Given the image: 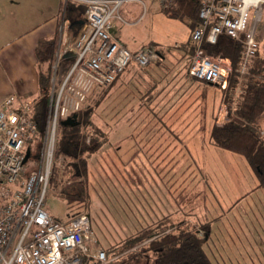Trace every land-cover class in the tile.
<instances>
[{"label":"rangeland","instance_id":"obj_1","mask_svg":"<svg viewBox=\"0 0 264 264\" xmlns=\"http://www.w3.org/2000/svg\"><path fill=\"white\" fill-rule=\"evenodd\" d=\"M144 2L145 5L130 2L120 9L125 22L120 26L117 35L125 41L127 47L133 48L151 43L168 49L187 40L189 34L187 23L168 15L162 9L163 6L164 8L174 6V0L164 5L160 0H144ZM250 16H253L252 21L256 26L259 54L264 58V0L259 2L255 11L251 10ZM225 63L230 66L229 60ZM66 67L67 63L63 58L58 62L56 56L52 72V78L55 79L54 88L62 78ZM140 85L142 84L138 82L134 86L111 90L110 95L97 110V122L102 125L103 122L116 121L121 111H126L131 101L143 92ZM212 85L208 86L207 114L210 113L213 103L222 97V92ZM106 90L107 87L94 88L82 108L94 105L99 98L102 100ZM137 103L133 107L135 109L132 110L133 114L140 105ZM198 108L192 110L196 113L193 123L187 119L186 121L191 124L180 126L182 130L180 133L184 135L179 142L174 141L179 146L177 150L168 152L148 148L146 138L138 134L133 125L120 123L116 126V130L109 132L108 141H105L88 160L92 185L90 186V179L87 198L89 202L85 211L90 217L93 236L100 241V246L107 247L135 232L145 221L172 212V208H176L175 203L173 204V193L185 191L184 184L189 181L193 192L188 191V193H196L195 198L190 200V208H194L193 214L191 216L188 214L187 218L183 216L190 209L188 204L180 208L184 212L179 217L177 215L176 220H181L183 217L191 227L209 221L211 234L208 243L215 263H263L264 190L253 192L247 201L248 204L247 202L232 203V198L239 196L255 183V176L240 155L208 144L206 126L208 120L201 118ZM130 112L131 110L127 109L128 115ZM223 113L222 107L217 109L215 118L217 122L221 123ZM91 116L96 120L94 114ZM258 122L264 126V112ZM170 127L153 125L146 127L147 131L143 133L151 134L149 140L158 132L157 129L167 130ZM130 132L135 135L133 140L136 146L132 149L131 142L129 143V139L126 140ZM119 140L122 142L120 143ZM163 141L164 138L161 142ZM117 145H121V150ZM138 145L141 148H138ZM172 159L175 165L173 170L168 168ZM39 160L40 149L31 144V156L25 161L26 169L37 170ZM72 162L74 161L71 156L54 153L51 173L53 178L46 187L44 207L56 219L65 218L70 211L66 200L58 191L60 187L73 181ZM135 248L136 246L122 251L120 256Z\"/></svg>","mask_w":264,"mask_h":264},{"label":"built area","instance_id":"obj_2","mask_svg":"<svg viewBox=\"0 0 264 264\" xmlns=\"http://www.w3.org/2000/svg\"><path fill=\"white\" fill-rule=\"evenodd\" d=\"M64 1L85 7L76 36L58 49V62L63 58L67 67L56 88L52 78L40 140L34 139L37 123L30 114V99L8 95L0 102V264H110L115 258L107 256L94 238L88 213L56 219L44 207L56 126L81 109L94 88L111 84L130 63L154 62L157 52L149 45L131 50L115 35L125 22L121 7L133 1L145 5L144 0ZM160 1L164 5L170 0ZM260 1L200 0V21L190 33L194 51L187 72L191 77L226 85L227 59L207 54L202 46L203 40L214 43L221 33L241 40L239 71L246 69L258 49L250 13ZM31 144L40 149L37 170H27L23 161L27 147L31 156Z\"/></svg>","mask_w":264,"mask_h":264},{"label":"trees","instance_id":"obj_3","mask_svg":"<svg viewBox=\"0 0 264 264\" xmlns=\"http://www.w3.org/2000/svg\"><path fill=\"white\" fill-rule=\"evenodd\" d=\"M68 2L77 5L79 16L82 19L84 4L76 1ZM199 7L200 0H174V6H170V8H164L163 6L162 9L165 13L187 23L189 27L187 40L168 49L160 48L156 44H145L155 48L157 58L154 62L146 66H137L130 63L115 77L111 84L101 86L102 88L107 87L106 95L102 100L99 98L94 105L77 111V124L63 125L60 122L57 124L54 153L71 156L74 161L72 162L73 170L71 173L73 181L60 187L58 191L68 204V210L70 211L67 216L86 212V205L89 202L87 199V159L106 141L107 129L113 124L107 121V123L101 125L97 122V110L110 95V89L122 80V75L131 69L129 68L131 65L136 71L149 69L151 65H159L167 60L168 55H175L176 62L185 59L188 70L191 63L190 58L194 51L190 33L200 21ZM79 16L77 19H79ZM73 19H76V16ZM77 26L80 28L81 24H77ZM255 39L259 46L256 26ZM202 46L207 54L229 60L231 67L224 87L221 84L212 85V87H217L222 92V97L219 100L225 106L227 119L220 124L216 122L219 100L213 103L214 105L211 108L212 123L207 127V142L220 149L240 155L255 176L256 181L253 190L256 188L264 190V126L258 122L259 117L264 112V58L260 56L258 48L246 69L240 72L239 64L243 50L241 40L226 33H221L214 43L203 40ZM55 49L56 38H43L37 42L39 90L36 96L24 98L31 100L30 114L37 123V135L34 139L38 140L42 137L47 119L48 95L51 87L53 65L56 61ZM161 67L164 68V65ZM194 79L199 83L198 85L202 86V89L209 84L207 81ZM209 85L211 86V84ZM154 90L155 88L146 89L131 101L130 108L128 106L127 109L131 110L136 105L135 102L140 104L132 117L138 115L139 109L142 110L141 106L150 103L155 96ZM137 92L139 93L138 90ZM200 95L203 97V91ZM88 99L89 96L87 101ZM127 109L124 112L121 111L114 122L126 116L131 117V114L128 115ZM93 114L96 116V120L92 118L91 115ZM153 115L156 116L154 112ZM51 175L49 180L53 178ZM195 196L196 193L189 194L185 191L174 193L173 200L179 206L178 217L184 212L180 208L188 204L190 208V200ZM192 208L183 216L186 218L189 217L188 214L191 216L194 210ZM176 217L177 215L173 216V213L169 212L143 225L115 243L102 247L107 256H116L110 264H219L215 263L212 249L208 243L211 234L209 221L201 223L200 226L191 227L190 223L183 217L181 220H176ZM135 246V249L120 256L122 251L132 249ZM261 264H264V261Z\"/></svg>","mask_w":264,"mask_h":264},{"label":"crops","instance_id":"obj_4","mask_svg":"<svg viewBox=\"0 0 264 264\" xmlns=\"http://www.w3.org/2000/svg\"><path fill=\"white\" fill-rule=\"evenodd\" d=\"M78 12L77 5L64 0H0V101L8 95H15L20 98H32L37 95L39 90L37 42L43 38H56V58L61 44L71 42L78 32L79 27L77 24H81V17ZM75 16L76 19H73ZM78 16L79 19H77ZM120 28L116 30L115 35L125 44V41L117 35ZM144 45L145 43L128 48L135 50ZM160 65H164V68ZM129 68L131 69L122 75V80L118 81L110 91L130 85L134 86L140 82L142 84L140 87L143 91L155 88V96L150 103L141 106L142 110L139 109L140 112H138L137 116L132 117V110L135 109L131 108V117L126 116L117 122H112L114 124L107 129L106 141L109 139V132L116 130V126L123 123L133 125L135 131H138V134L146 138L148 148L152 147L155 151L167 150L168 152L177 150L179 146L174 141L179 142L184 135L180 133L182 131L180 126L193 123L196 113L192 110L195 108L197 110L198 104H200L198 113L201 114V118L208 120L206 123L207 127L211 125L212 113L210 109V113L207 114L208 106L207 99H205L208 93V86L210 85L208 84L207 87L204 86L203 89H200L198 82L188 74L185 59L176 62L175 55H168L167 60H164L159 65H151L149 69L136 71L132 68V65ZM202 91L203 97L200 95ZM204 95L206 96L204 97ZM223 106L222 102L219 103L218 108L222 107L224 111L221 115V123L227 119L225 106L224 108ZM153 112L156 116L153 115ZM187 119H190L191 122L186 121ZM217 123L220 124V122ZM153 125L171 127L167 130L157 129L160 133L156 132L152 135V139L148 140L151 134L143 132L147 131L146 127ZM136 126H139V128H136ZM173 126L177 127L174 128ZM133 138H135V135L131 132L126 137V140L129 139V143L131 142V149L136 146ZM163 138L164 141L161 142ZM159 139L160 142L157 143ZM119 142L121 143L122 140H119ZM208 144L211 145L210 143ZM117 147L120 150L122 148L121 145H117ZM138 148H141V146L138 145ZM95 152L89 155L87 159V191H89L90 179V186L92 185L88 160ZM173 162L174 160L172 159V164H168V168L172 170L175 168ZM254 185L255 183L239 196L232 198V203L241 204L247 202L253 192L259 191L257 188L253 190ZM184 187H186L185 192L192 191L189 181L184 184ZM178 192L175 191L174 193ZM178 210V205H176L175 209L174 207L172 208L173 216L179 215ZM153 220L145 221L140 228ZM258 221L261 223L260 219ZM96 240L100 244V241Z\"/></svg>","mask_w":264,"mask_h":264},{"label":"water","instance_id":"obj_5","mask_svg":"<svg viewBox=\"0 0 264 264\" xmlns=\"http://www.w3.org/2000/svg\"><path fill=\"white\" fill-rule=\"evenodd\" d=\"M81 22H82V20H81ZM209 84H213V85L217 86L216 83H209ZM77 117H78L77 112H73L72 114L68 115L64 119H61L60 123L63 125H75L78 123ZM29 156H30V149L27 147L25 154H24L23 161L25 162Z\"/></svg>","mask_w":264,"mask_h":264}]
</instances>
